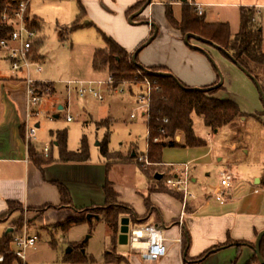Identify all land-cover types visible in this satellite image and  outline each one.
I'll list each match as a JSON object with an SVG mask.
<instances>
[{"label":"rangeland","instance_id":"374dc122","mask_svg":"<svg viewBox=\"0 0 264 264\" xmlns=\"http://www.w3.org/2000/svg\"><path fill=\"white\" fill-rule=\"evenodd\" d=\"M80 1L86 11L82 24L93 23V27L71 30L80 13L78 0H32L30 6L31 18L37 19L44 28L43 33L39 31L37 39L42 40L38 55L42 59L43 72L37 74L32 68L33 79L39 83H45L46 86L39 92L42 97L39 104L40 115L33 119L34 124H40V128L37 130L38 142L36 146L43 150L47 145H50L51 152L56 158L58 156V148L55 145L57 142L56 133L58 131L67 132L68 150L77 151L85 138L89 148L90 161L96 162L102 158L100 145L109 135V150L113 154L110 155L108 163L113 168L111 176L115 178L114 182L116 181L118 187L124 190L131 188L135 192L147 196L152 182L144 172L148 171L150 179H153L156 173L165 174V179L160 184L156 183V187H159L158 190L167 189V181L174 176V171L162 164L152 163L149 158L145 159L148 135L147 118L143 116L145 110H140L138 104L139 96L144 93L141 87L130 86V88L128 85L124 88L125 93L120 95L103 89L101 92L104 94L105 102L99 105L91 98L78 97L74 91L69 96L65 83L73 80H107V73H98L93 67L95 52L105 47L103 35L106 34L114 40L117 38L126 43L135 42L144 35L143 40L141 39V42L133 50L135 52L152 38L148 30L149 27L145 24L147 23L145 19L150 16L155 20L159 32L155 40L140 52L139 61L141 63L150 65L153 61L164 58L175 64L184 62L187 65L186 72L191 77H195L201 71L200 59H187L180 54V51L172 47L164 7L147 8L140 21L144 24L131 26L127 19L126 24L123 25L116 20L114 14L118 13L116 11L118 8H111L108 0ZM123 1L116 0L118 5ZM176 1L181 3L183 0ZM189 1L171 6L176 20H181L183 6H191ZM191 1L197 5L201 3L208 5L205 14L206 20L211 23H228L233 38L240 31L242 8L251 6L254 8L252 9L254 23L262 27L264 37V0ZM123 16L127 18L126 12L123 13ZM211 53V59L202 56L201 60L207 61L210 68H217L220 71L225 88L222 94L225 95V99L234 102L240 101L245 111H254V96L258 100L261 96L255 82L240 70L255 90V95L252 98L242 80L236 76L224 75L225 68L220 55L214 51ZM2 55L3 53L0 52V65L3 62ZM188 68L192 69L188 70ZM260 80L263 84L264 78H260ZM54 87L55 92L53 93ZM68 101L69 107H67ZM60 106L63 107V110L59 109ZM132 113L137 115L135 120L131 119ZM68 117H72V122H68ZM239 128L252 131L260 127L257 122L250 120L240 125ZM194 129L196 136L203 141V145L194 148H167L164 152L163 163L165 165L190 164V175L195 176L198 180L193 184L192 189L198 193L202 184L216 186L219 182L223 173L222 166L228 163L233 156L231 147L236 131L231 126H225L215 133L206 128L202 119L197 116H194ZM209 134L212 135V138H208ZM171 140L183 143L181 134H177ZM165 141L168 142L170 139H165ZM41 155L49 159L45 154L41 153ZM141 157L144 158V161L140 160ZM222 158L223 160L220 161ZM197 164L200 165L199 168H197ZM114 166H117L116 169ZM194 169L197 170L194 171ZM207 174L211 175L210 180H208ZM112 204L124 205L118 199L114 200ZM16 213L19 214L17 218L19 225L15 224L12 227L18 232L14 235H21L25 229H28L30 235L39 236L35 248L28 251L29 264H125L127 259L130 262L135 261V264L139 263L133 258L128 244L121 245L119 240L113 242L111 231L103 218L99 220L87 219L86 222L74 224L67 229H59L58 225L44 229L43 227L48 226L47 220L42 219L35 225L37 218L35 212L21 206ZM78 214L76 212V215L71 218H77ZM125 216L138 223L135 216L129 214ZM15 219V217L11 219L10 223H0V239L4 237ZM83 250L85 253H82ZM105 252L113 254L112 263L105 261Z\"/></svg>","mask_w":264,"mask_h":264},{"label":"crops","instance_id":"0c3cea01","mask_svg":"<svg viewBox=\"0 0 264 264\" xmlns=\"http://www.w3.org/2000/svg\"><path fill=\"white\" fill-rule=\"evenodd\" d=\"M108 1L111 8H118L116 10L118 13H115L114 16L120 24H126V19L131 26L144 24L140 22L144 12L137 15L133 19V23L129 22L130 17L127 15V11L131 7L143 0H124L120 5H118L116 0ZM186 2L187 0L181 3L176 0L164 2L162 0H152L151 5L147 8L155 6L164 7L166 15L168 6L173 7ZM190 2L194 3L191 0L188 3ZM31 4L32 0L30 6ZM201 5L204 6L203 16L206 20L205 14L208 5L204 3H201ZM243 8L254 9L251 6ZM124 12H126L127 18L123 16ZM28 15L30 20L35 22L40 28V32L43 33L44 28L40 22L37 19L31 18V9H29ZM145 20L147 21L145 24L148 25L150 33L152 34L153 29L156 31V35L152 40L153 42L159 30L155 25L153 17L150 16ZM166 20L172 47L180 51V54L187 59H200L201 71H199V75L191 77L186 72V63L175 64L165 58L151 61L152 64L145 65L139 61L138 55L139 64L146 68L165 67L170 74L189 88H208L217 84L218 71L216 68H210L207 61L201 60L202 56L206 55L188 47L180 31L171 26L167 17ZM89 26L93 27L94 24L85 22V25L81 28ZM100 26L102 25L100 24ZM143 36L132 43H126L117 38L113 40L129 54H134L136 51L133 52V50L141 42ZM190 42L192 45L198 46L208 52L210 56L212 55L211 51L219 54L221 60L223 59L224 75L228 74L230 77L236 76L242 80L247 86V92L251 93L253 98L255 90L252 88L250 81L244 78L241 74L243 71L236 64H232L230 58L228 59L224 56L213 45L195 39H192ZM0 52L3 53V62L0 65V215L9 210L10 203H17L26 209H40L47 206L58 208L61 204V196L57 184H61L68 189L75 209L85 210L93 206L104 207L107 203L104 189L109 184L112 186L114 192L118 194L117 199L122 204L128 206L132 211V215L138 220L137 223L129 219V228H145L155 225L162 230L166 239V255L157 260H148L139 253L131 251L133 258L138 260L140 264H260L255 252V246L259 234L264 232V103L261 96L260 100L262 104L254 96V111L250 112L245 111L240 101H236L239 104L242 115L229 125L236 131L233 138L234 143L231 147L233 156L228 163L222 166L223 173L216 186L202 184L199 192L196 193L192 189V186L198 180L195 176L190 175V187L195 194V198L190 199L184 209L183 195L181 193L170 189L168 186H166L167 189L162 190H158L159 187H156V183L160 184L165 177L163 180L157 181L154 179L155 175L153 179H150L149 173H146L149 180L152 181L147 196L137 193L131 188L124 190L118 187L115 183L116 181L114 182L115 178L111 176L113 168L109 166L108 161L103 157L96 162L90 160L84 163L63 162L60 159L59 149L58 156L54 158L51 146L49 145L50 151L45 155L52 159L53 162L43 167L36 165L30 158L29 147L26 142L28 88L25 81L26 73L14 74L6 60L5 52L1 49ZM35 60L41 65L42 59L39 55ZM191 69L188 68V70ZM35 73L41 74L36 71ZM222 86L224 87V82ZM223 91H225V88L216 96L220 100H225V95L222 94ZM67 107H69V101ZM59 109L63 110V107L60 106ZM250 120L257 122L260 128L252 131L239 128L240 125ZM30 125H35L37 129L40 128V124H34L33 120L30 121ZM37 142L36 140L31 145L37 152L44 154L43 150L37 148ZM55 145L58 148V142ZM166 149L163 151V156ZM163 156L161 164L169 170H173L174 176L180 174L183 169L179 165L182 164L165 165L163 163ZM222 160L223 158L220 159V161ZM188 163L193 164L195 162ZM188 165L190 173V164ZM196 166L199 168L198 166L200 165L197 164ZM116 167L114 166L115 169ZM224 174H232L235 179L231 189L227 192L226 199L218 200L216 194L223 190L221 180ZM207 178L210 180L211 175L207 174ZM36 215L35 225L42 219L47 220L48 226H42L45 229L65 222L76 215V211L73 208L65 207L49 209L42 215H38L37 213ZM14 217L17 219L19 214L15 213L9 220L0 223H10ZM122 218H126V216ZM12 227L13 223L10 225V228ZM255 257L257 258L255 259ZM125 264H135V261L130 262L127 259V263Z\"/></svg>","mask_w":264,"mask_h":264},{"label":"trees","instance_id":"16d2710c","mask_svg":"<svg viewBox=\"0 0 264 264\" xmlns=\"http://www.w3.org/2000/svg\"><path fill=\"white\" fill-rule=\"evenodd\" d=\"M79 1V15L76 22L73 24L71 30H77L83 27L82 21L86 16V11ZM18 0H0V17L5 10L6 5L15 6ZM148 0H143L137 3L127 11L130 17L141 10ZM166 17L171 26L182 34L185 38L187 34H193L201 37L206 41L212 42L214 45L220 47L222 54L229 57L225 52H228L234 60L245 70L248 71L262 86L264 92V84L260 78H264V37L261 26L254 23V12L252 9L243 8L241 10V27L239 33L233 38L231 36L230 26L224 23L210 24L204 16L198 15L193 6H183L182 17L177 21L173 16V11L170 6L167 7ZM32 28L40 31V28L35 22L30 24ZM12 30V27L4 25L0 22V43L7 39V35ZM152 31V36L155 34ZM105 47L95 52L93 58L94 70L98 73H107L113 76L117 82H140L144 77L149 78L154 83V91L152 93L150 118L146 122L148 138L147 155L149 160L154 164L162 163L163 151L166 148H185L202 146L203 141L196 136L194 129V116L200 117L206 128L217 132L223 126H229L236 121L241 115V109L237 103L232 100H220L216 96L224 90V87L214 88L220 81L218 75V83L212 87L203 88L206 90L197 91L187 87L181 83L175 76H160L159 73H170L165 67H153L149 69L140 68L138 56L136 62H133V55L122 49L113 39L103 35ZM42 44V40H36L33 47L34 59L38 58V49ZM143 47V46H142ZM140 47V48H142ZM1 49V46H0ZM139 50V49H138ZM137 50V51H138ZM136 51V52H137ZM140 53V52H139ZM138 53V55H139ZM142 76H140V74ZM180 83L187 89L181 87ZM43 84L37 85V91L45 88ZM262 99V97H261ZM263 102V99H262ZM264 103V102H263ZM167 120V122H165ZM165 131V134L161 133ZM177 134H181L183 143H176L171 139L175 138ZM58 142V149L60 159L63 162L84 163L90 160V153L86 139L81 142V146L77 152H70L67 148V132L58 131L56 133ZM158 138L159 143H154L153 139ZM165 139H170L166 142ZM109 135L101 143V156L108 161L110 155L109 150ZM29 155L31 160L43 167L51 162L52 159L44 158L37 150L30 145ZM148 173V171H145ZM61 204L58 208L54 206H47L40 209H28L38 215H42L49 209H60L65 207L73 208L79 216L77 218H69L65 222L58 224L59 229H67L74 224L86 222L88 216L92 219L103 218L105 224L111 231L113 242H116L120 233L121 218L125 215H132V211L126 205H113L112 202L118 198V194L114 192L111 185L107 184L105 187V195L107 198L106 206H93L85 210H78L73 207L72 198L68 189L57 184ZM21 205L17 203H10L9 210L0 215V222L9 220ZM19 220L13 221V226L19 225ZM66 223V224H65ZM63 228V226H65ZM18 234L17 230L13 228L12 233H6L0 239V255L5 257L2 264H14L16 259L13 254V235ZM83 253V252H82ZM81 255L83 256V254ZM260 254L264 260V237L260 243ZM105 261L112 263L114 256L110 252H105ZM257 257H255L256 259Z\"/></svg>","mask_w":264,"mask_h":264},{"label":"built area","instance_id":"2783aa9c","mask_svg":"<svg viewBox=\"0 0 264 264\" xmlns=\"http://www.w3.org/2000/svg\"><path fill=\"white\" fill-rule=\"evenodd\" d=\"M30 3L31 0H18L15 6L6 5L0 17V22L2 24L12 27V30L7 35V39L0 43L1 50L5 52L6 60L14 74L21 72L26 73L25 81L28 87L26 142L28 147L37 140L38 129L35 125H30V121L40 115L38 107L42 97H40L37 91V85L45 84L35 81L31 75L32 68L38 73H42L43 69L33 56V47L35 41L39 37V30L30 26L32 23L28 16ZM190 5L195 8L198 15L202 16L204 14L203 5H197L193 2H190ZM139 74L142 76L141 73ZM65 85L69 94L74 91L78 97L82 99L91 98L99 105L105 102L104 94L101 92L103 89L108 90V92L110 90L114 94L120 95L125 93L124 88L128 85L129 87L140 86L144 93L139 96L138 104L140 105V110H145L143 116L147 118V121L150 118L149 114L154 83L147 77H144L140 82L130 81L120 83L117 82L113 76L108 75L107 80H73L66 82ZM136 118V113H132L131 119L135 120ZM67 120L68 122H72L73 119L72 117H68ZM165 122H167V120H165ZM161 133L165 134V131L161 130ZM211 137L212 135L209 134L208 138ZM153 142L157 144L160 140L155 138ZM49 151L50 146L47 145L43 149V153L48 154ZM146 156L145 159H148V155ZM140 160L144 161V158L141 157ZM179 167L183 170L180 174L169 179L167 181V186L183 195V206L185 209L187 202L195 198V194L190 187L191 178L189 165L182 164L179 165ZM234 179L232 174H224L221 180V187L223 190L216 194L218 200L226 199L227 192L231 189ZM38 241L39 237L37 235H30L28 229H25L24 233L21 235H13V254L16 259L14 264H29L27 257L28 251L35 248ZM165 242L166 239L163 236L162 230L155 225H150L143 229L129 228L128 245L130 250L139 253L148 260L154 261L166 255ZM4 261L5 257L0 255V264Z\"/></svg>","mask_w":264,"mask_h":264},{"label":"water","instance_id":"95a60500","mask_svg":"<svg viewBox=\"0 0 264 264\" xmlns=\"http://www.w3.org/2000/svg\"><path fill=\"white\" fill-rule=\"evenodd\" d=\"M183 1H185V0H183ZM151 3H152V0H148V2L146 3V5H145L141 10H139L137 13H135L133 16L130 17L129 22H130V23H133V19H134L137 15L142 14V13L144 12V10H145L148 6L151 5ZM155 35H156V32H155V34L152 36V38L148 41V43H147L145 46L149 45V44L152 42V40L154 39V36H155ZM192 39L198 40V41L203 42V43H206V44L213 45V46L217 47L219 50H222L220 47L214 45L212 42L206 41V40H204L203 38L198 37V36H195V35H193V34H187V35L185 36V38H184V40H185V44H186L188 47H190V48H192V49H194V50H197V51H200V52L204 53L209 59H211L210 54H209L208 52H206L205 50H203L202 48H200V47H198V46H195V45H192L191 42H190ZM145 46H143V47L140 48L137 52L134 53V55H133V62H136V58H137V56H138V53H139V52H140ZM225 53H226L227 56L233 61L234 64H236V65H237V66H238V67H239V68H240L245 74H247V75H248V76H249V77L255 82V84L257 85V88H258V90H259V93H260V95H261V97H262V99H263V102H264V92H263V89H262L261 84H260V83H259V82H258V81H257L252 75H251V74H249L247 70H245L244 68H242V67H241V66H240V65L234 60V58H233L228 52H225ZM212 62H213V61H212ZM213 63H214V62H213ZM140 68L144 69L142 66H140ZM216 70H217L218 73H219V76H220V82H219L216 86H214V87H212V88H208L207 90L214 89V88H219V87H221L222 84H223V79H222V76H221V74H220V71H219L217 68H216ZM158 75H160V76H170V77L173 76V75L170 74V73H159ZM180 85H181L182 88L187 89V88H185L181 83H180ZM192 89L197 90V91L206 90V89H203V88H192ZM60 109H62V108H60ZM164 177H165L164 174L156 173L155 176H154V179L157 180V181H161V180L164 179ZM88 219H92V216L89 215V216H88ZM97 219H98V218H97ZM129 224H130V220H129L128 218H122V219H121V228H120V235H119V243H120L121 245H127V244H128ZM12 232H13V228H10V229L8 230L7 233H12ZM263 237H264V232H262V233L259 234V236H258V238H257L256 246H255V252H256V255H257L258 259H259L260 264H264V260L262 259L261 254H260V243H261V240H262ZM69 251H70V250H69ZM82 252L85 253L84 250H83Z\"/></svg>","mask_w":264,"mask_h":264}]
</instances>
